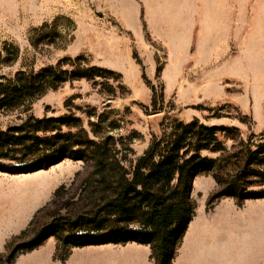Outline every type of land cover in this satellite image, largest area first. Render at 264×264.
I'll list each match as a JSON object with an SVG mask.
<instances>
[{"label": "rangeland", "instance_id": "rangeland-1", "mask_svg": "<svg viewBox=\"0 0 264 264\" xmlns=\"http://www.w3.org/2000/svg\"><path fill=\"white\" fill-rule=\"evenodd\" d=\"M0 48L13 59L0 70L7 76L62 58H70L64 68L113 71L49 89L26 112H0V129L29 115L74 113L85 126L93 121L131 138L139 155L167 123L197 118L237 127L233 138L219 136L227 147L237 136L264 141V0H0ZM109 84L117 97L102 94ZM151 85L163 94L157 110L150 106ZM83 166L63 159L36 174L35 181L47 185L36 193L46 196L39 208ZM207 179L216 188L210 174L198 175L192 190L198 204L214 189L197 188Z\"/></svg>", "mask_w": 264, "mask_h": 264}, {"label": "trees", "instance_id": "trees-1", "mask_svg": "<svg viewBox=\"0 0 264 264\" xmlns=\"http://www.w3.org/2000/svg\"><path fill=\"white\" fill-rule=\"evenodd\" d=\"M63 60L70 58L10 76L0 71V112H26L49 89L66 81L113 74L94 65L64 68ZM12 64L0 48V70ZM107 88L102 94L117 97L114 86ZM150 88L151 109H160L162 91ZM105 128L93 121L85 126L81 116L67 113L29 115L0 129L2 172H34L63 159L84 165L69 186L60 185L27 227L6 242L0 264H11L49 237L56 240L54 257L60 261L73 248L136 242L150 246L152 264H171L195 215L192 183L196 176L210 174L217 184L207 196L206 209L223 197L237 205L264 197V141L252 144V134L246 141L237 136L236 145L227 147L219 136L233 138L229 133L238 134L235 126L175 119L153 134L139 155L130 146L131 138Z\"/></svg>", "mask_w": 264, "mask_h": 264}, {"label": "crops", "instance_id": "crops-1", "mask_svg": "<svg viewBox=\"0 0 264 264\" xmlns=\"http://www.w3.org/2000/svg\"><path fill=\"white\" fill-rule=\"evenodd\" d=\"M42 172L46 169L20 174L26 178H5L0 171V251L27 227L44 201L46 196L36 193L46 188V182L35 181L36 174ZM213 184L207 179L197 188L207 191ZM55 247V238L49 237L39 247L19 254L11 264H152L150 246L136 242L73 248L64 261L54 257ZM233 260L234 264H264V197L246 199L241 205L226 197L210 209H206V201L196 203L195 215L171 264H232Z\"/></svg>", "mask_w": 264, "mask_h": 264}]
</instances>
